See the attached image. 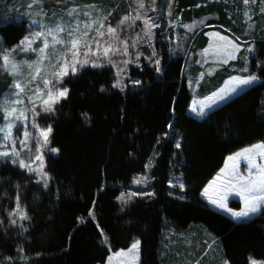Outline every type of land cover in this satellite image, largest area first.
<instances>
[{
    "label": "trees",
    "instance_id": "16d2710c",
    "mask_svg": "<svg viewBox=\"0 0 264 264\" xmlns=\"http://www.w3.org/2000/svg\"><path fill=\"white\" fill-rule=\"evenodd\" d=\"M18 1L0 0V49L16 47L26 34L24 21L7 22L20 20L14 16ZM209 1L176 0L173 14L190 21L217 12L218 20L206 27H222L215 30L252 45L247 76H257L259 83L197 121L188 115L193 97L184 76L187 58L170 56L167 46L155 45L159 71L142 60L117 87L111 67L69 74L63 80L67 97L54 105L43 149L46 184L0 167V264H105L110 251L128 249L134 239L140 241V264H183L179 243L192 225L206 229L228 264L264 262V207L258 216L235 223L200 198L228 156L264 146V35L233 26L223 6H204ZM207 28L192 34L188 44L198 42L193 50L207 45ZM1 66L0 59V92L8 84ZM228 76L207 81L203 94ZM146 167L151 195L120 205V194ZM172 175L184 183L182 200L170 195ZM17 198L28 219L13 225L9 213ZM229 206L240 209L238 203ZM167 230L178 233L177 241L162 257ZM205 249L197 245L193 264H214L213 248L202 257Z\"/></svg>",
    "mask_w": 264,
    "mask_h": 264
},
{
    "label": "rangeland",
    "instance_id": "374dc122",
    "mask_svg": "<svg viewBox=\"0 0 264 264\" xmlns=\"http://www.w3.org/2000/svg\"><path fill=\"white\" fill-rule=\"evenodd\" d=\"M143 3L144 7L139 8V0L18 1L14 9V16H18L20 20L8 19L7 22L15 24L16 22L24 21L27 30L25 36L16 47L10 50L0 49L1 70L3 75H6L8 79L7 86L0 92V152H11L12 148L15 147L20 152V157L0 156V167H8L16 170L23 177L30 179L34 183L46 184L48 181V178L45 179L44 176L37 174L41 171V161L35 157L42 155L43 158V149L47 144H45L44 137L41 136L38 129L46 130L50 128L49 122L52 112L41 110V100L35 98V89L37 87L44 88L42 83V79L44 78L51 80L56 88H66L63 80L69 74H72L71 69L69 68V74L63 77L60 84L55 83L56 77L53 74L58 71L60 64L64 63L65 59H70V54L65 57V53H67L70 47L69 42L75 37H79L81 40V47L79 49L81 60L85 58L83 53L87 50L83 45L91 42L93 38L99 40L102 44L107 41L114 49L118 50L114 55L111 51L109 52V58L111 60L109 62V58L103 55V49L97 51L96 44L91 43L92 52L87 57L90 63L83 67L77 64L76 67L77 71L86 67L94 69L111 67L117 76L119 85L126 81L128 69L130 67L140 68V62L142 60H145L150 67L156 69L159 67L160 59L155 46L156 44L158 46H167L170 56L181 55L187 58L184 76L189 92L193 97L189 107V113L197 121H202L210 112L218 108L216 107L217 105L235 98L249 87L255 85L256 81L251 85L241 87L227 100L214 105L210 109L206 108V114L204 116H197L191 110L193 107L199 109L200 102L205 101L213 93L219 92L220 89L234 87L235 85L227 83L233 77H248V61L253 54V51L250 52L249 49H252V45L242 44L246 42H241V40L239 41L237 38L225 32L215 30L216 28L223 30L222 27L215 26L207 28L206 24L209 21L218 20L219 15H217V12H212L210 15H204L200 18H193L190 21H184L182 20L181 14H173L176 8V0H143ZM214 3L223 6V10L229 17L228 19L232 20L233 26L243 28V31L248 35H264V0H254V2L253 0H249L247 4L244 3V0H210L203 4L207 6L208 4L212 5ZM137 15H139V19H136ZM125 16H129L130 18L125 24L121 25L120 21ZM145 21H147V24ZM101 22L104 24L103 28H100ZM89 25L90 27H88ZM58 26H62L64 30L57 31ZM109 26L117 29L115 36L108 34L107 29ZM206 28L204 37L207 39V45L203 49L199 50L197 48L193 50L192 47H196L198 42L195 44L192 43L191 45L188 44L192 34L195 31L200 32ZM97 29L105 33L103 38L97 36ZM85 32L88 34L86 37L83 35ZM36 33H40V35L37 36ZM53 36L56 39L64 41V43H55ZM221 37L225 39H221ZM26 38L32 41L30 47L22 43ZM122 41L127 44L126 55L124 54L125 48L124 44L121 43ZM229 41H231V44L228 43ZM45 43L48 44V47L45 50V58L42 60L41 72L37 79L33 80L32 75L37 67L36 62L41 59L40 49L44 48ZM232 45L236 46L235 50ZM229 54L235 58H229ZM5 55L8 56L12 64L16 65L17 75L11 74V65L5 62ZM125 61H128V63H125ZM156 61H159V65L156 64ZM92 62H96L101 66L93 67ZM233 62L235 64L231 65ZM30 64L33 65L31 69L28 67ZM218 74H230V76L223 80L215 90H212L208 94H203V92L209 89L207 81H211ZM121 81L122 83L120 84ZM17 83L22 86V93L18 94V89L15 87ZM129 84L132 86L135 85L134 82H129ZM30 97L34 98V103L29 99ZM63 99H60V101ZM16 100H22L23 103H15ZM11 108L17 109L16 116H19L23 112L27 119H17L16 116L7 118V111ZM9 124L13 125L11 128V136L5 138ZM33 124H36L38 127H33ZM26 131L29 133V138L27 148H24L19 142L24 140V133ZM258 145L263 146L261 143H258L251 147L241 149L231 155V158L234 159H228L224 162L219 173L214 176L200 194V198L204 202H208L214 208L215 212L235 223L244 222L258 216L264 207V203H261L256 212L250 213L246 217H236L233 213H238L245 209L244 199L240 195H237L235 191L229 190L235 182L234 177L254 176L258 174L257 170L259 168H264V147L257 148ZM38 146L41 148L39 153L36 151ZM245 150L251 151L245 152ZM238 153H244V155L238 157ZM14 159H24L26 163L30 162L32 168L36 169V171L21 168L18 162H13ZM249 161L253 165L250 171ZM43 167L42 172L44 173ZM148 169L146 167L145 172L134 179L132 187L129 190L120 194L117 200L120 205H127L136 198L143 199L150 196L148 195L149 193L151 194L148 188L150 183ZM169 185L171 188L170 195L182 200L183 197L180 193L185 188L182 179L177 175H172ZM206 189L207 193L204 194ZM133 193L136 195H132ZM261 195H264V193H261ZM212 200H217L224 204L228 210L225 211L224 207H219L217 204L211 203ZM230 202L238 203L240 209H231L229 206ZM20 208L24 211L21 206ZM16 209L17 199L10 213ZM9 219L10 222L11 220H16V223L13 225H19L24 221L20 220L18 215L12 217L9 215ZM189 229L192 230H187L183 234L185 235L184 240L179 243L183 247L180 252L183 251L185 253L183 256V264H193L194 258H196L195 252L198 244L206 247L202 253V257L206 256L210 252L209 250L213 248L210 256L214 260V264H228L221 255L220 245L208 234L203 226L192 225ZM177 234L172 230L163 232L161 239V247L163 249L161 248V250L164 252L161 251L162 257H167L168 253L164 256L167 247L172 245L171 241H177L174 237ZM200 234L204 237L201 236L199 241ZM193 235H196L194 239L191 237ZM136 242H139L138 255L136 250L132 253L128 252ZM104 244L109 249L108 243L104 242ZM117 252L125 253V255L116 256L115 253ZM110 257L111 260H109ZM200 263L197 260L194 264ZM105 264H140V241L134 239L128 249L116 252L110 251Z\"/></svg>",
    "mask_w": 264,
    "mask_h": 264
},
{
    "label": "snow or ice",
    "instance_id": "6c2138e0",
    "mask_svg": "<svg viewBox=\"0 0 264 264\" xmlns=\"http://www.w3.org/2000/svg\"><path fill=\"white\" fill-rule=\"evenodd\" d=\"M254 2V0H253ZM244 3L247 4L249 3V0H244ZM139 8H143L144 7V3L143 0H139V4H138ZM129 16H125L121 19L120 24L123 25L125 24L128 20H129ZM139 15L136 16V19H139ZM106 19V17H105ZM145 23L147 24V21H145ZM90 27V25L88 26ZM104 24L103 22L100 23V28H103ZM63 27L62 26H58L57 31H63ZM107 32L110 36H115L117 33V29L113 28L111 26L108 27ZM37 36L40 35V33H36ZM85 37L88 35L87 32H85L83 34ZM105 35V33L103 31H100L99 29H97V36L103 38ZM221 39H225L224 37H221ZM53 40L55 41V43L57 44H62L64 43V41L56 39L55 36H53ZM31 40H29L28 38H26L24 41H22L23 44L28 45L29 47L31 46ZM91 43H95L96 44V48L97 51H99L100 49H103V55L106 58H109V52L111 51L112 54H116V51H118L117 49H114L113 46L108 43L107 41H105V43H100L99 40H96L95 38H93V40L87 44H84L83 46L87 49L84 53L83 56L85 57L84 59H80V47H81V40L79 37H75L73 38L69 44L70 47L68 48L67 53H65V57H67L70 54V59H65L64 63L60 64L58 71H56L53 75L56 77V84H60L62 82V79L64 76L69 74V68L71 69L72 74H75L77 71V67L76 65L79 64L80 67H83L84 65H87L90 63V61L87 59L88 55L90 52H92V48H91ZM121 43L124 44V48H125V52L124 54L126 55V49H127V44L126 42L122 41ZM229 44H231V41L228 42ZM48 44L45 43L44 48L40 49V53H41V59L39 61L36 62L37 67L35 68L34 74L32 75V79L36 80L37 77L40 75L41 72V64H42V60L45 58V50L47 49ZM233 49H236L235 45H232ZM249 51L251 52L252 49L250 48ZM95 54V53H93ZM229 58H235L234 56H232L231 54H229ZM4 60L7 64L11 65V69L12 75H17V71H16V65L12 64V62L8 59V56L5 55ZM109 62H111L110 58H109ZM125 63H128V61H125ZM156 64L159 65V61H156ZM92 66L93 67H99L101 66L100 64L96 63V62H92ZM28 67L31 69L33 67V65H28ZM159 67H157V71H159ZM245 71H247V69H245ZM257 76L255 75H249L248 77L245 78H241V77H233L230 81H228L227 83L230 85H235L234 87H231L230 89H220L219 92L217 93H213L212 96H209L206 98L205 101H201L200 102V108L197 109L195 107H193L191 110L193 112H195L197 114V116H204L206 114L205 109H210L212 108L214 105H217L218 103L227 100L233 93H236L238 91V89H240L243 86H248L251 85L252 83H254L257 80ZM42 83L44 88L41 89L40 87H37L35 89V98L40 99L41 100V110L42 111H47V112H52L54 111V105L59 103L60 99L66 98L67 97V93H68V89L67 88H56L53 85V82L49 79H42ZM50 85H52L50 87ZM119 86V81H117L116 84L113 85V87H117ZM15 87L18 89V94L23 92V88L22 86L17 83L15 85ZM46 90V91H45ZM30 100L34 101V98L30 97ZM15 103H23L22 100H16ZM16 112L17 109L15 108H11L10 110L7 111V118H12L14 116H16ZM17 119H27V117L25 116V114L23 112L20 113L19 116H16ZM13 127V125L9 124L8 126V132L6 134L5 138H8L11 136V128ZM33 127H38L36 124H33ZM41 133V136L44 137V141L45 144H47L48 142V134L51 132V128L48 129H38ZM28 138H29V133L26 131L24 133V140L20 141L19 143H21L23 145L24 148H27V143H28ZM260 147H264V146H257V148ZM37 153H39L41 151V148L38 146L36 148ZM51 151H56V149H51ZM251 150H245V152H250ZM244 153H238L237 156H243ZM0 156H12L15 158H19L20 157V152L17 151V149L15 147L12 148L11 152H0ZM37 160L41 161V171L38 172V175H42L44 176L45 179H47L46 174H44L42 172V167H43V158L42 155H37L35 157ZM229 159H234V158H229ZM14 163L19 164V166L21 168H27L29 171H36V169L32 168L31 163H26L24 159H14L13 160ZM253 165L251 164V161H249V171L251 170V167ZM258 174L257 175H249L248 177L245 176H239V177H234V183L232 184L231 189H229L230 191H235V193L237 195H240L243 199H244V203H245V209L241 212L238 213H233L234 216L236 217H246L248 216L250 213H254L258 210V207L260 206L261 203H264V195H261V193H264V168H259L257 170ZM219 178V177H218ZM137 182H139V180H137ZM207 193V189L205 190V193ZM132 195H136L135 193H133ZM148 195H151L150 193ZM122 199V197H121ZM211 203L213 204H217V206L219 207H224L225 211H227L228 209L226 208V206L220 202H218L217 200H212ZM10 217L12 216H17L20 220H26L28 219L27 214L21 210L20 206H19V198H17V209L13 212H11ZM89 215H92V213L90 212ZM12 224L16 223V220H11ZM138 243L136 242L132 245L131 249L128 250L129 253H132L134 250L137 251V255H138ZM116 256H121V255H125V253H121V252H117L115 253ZM109 260H111V257L109 258ZM252 264H255V262H252Z\"/></svg>",
    "mask_w": 264,
    "mask_h": 264
},
{
    "label": "crops",
    "instance_id": "0c3cea01",
    "mask_svg": "<svg viewBox=\"0 0 264 264\" xmlns=\"http://www.w3.org/2000/svg\"><path fill=\"white\" fill-rule=\"evenodd\" d=\"M256 83H259V80H258V79L256 80ZM256 83H255V84H256ZM229 100H230V99H229ZM229 100H227L226 102H224V103H222V104H220V105H217L216 107H218V108L221 107L222 105H224L225 103H227ZM216 109H217V108H216ZM213 111H214V110H213ZM188 115L192 117V115L189 113V110H188ZM230 157H231V156H228V157L225 159V161L228 160ZM218 173H219V172H218ZM205 202H206V201H205ZM206 203H207V205L209 206L210 209L214 210V208H212V207L208 204V202H206ZM214 211H215V210H214ZM261 263H264V262H255V264H261ZM248 264H252V261H249Z\"/></svg>",
    "mask_w": 264,
    "mask_h": 264
}]
</instances>
